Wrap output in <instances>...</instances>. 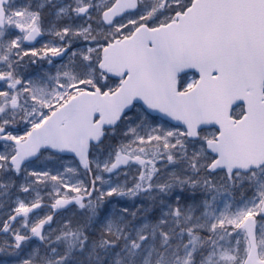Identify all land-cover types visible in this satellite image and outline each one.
<instances>
[{
	"label": "snow or ice",
	"instance_id": "obj_1",
	"mask_svg": "<svg viewBox=\"0 0 264 264\" xmlns=\"http://www.w3.org/2000/svg\"><path fill=\"white\" fill-rule=\"evenodd\" d=\"M0 264H264V0H0Z\"/></svg>",
	"mask_w": 264,
	"mask_h": 264
}]
</instances>
